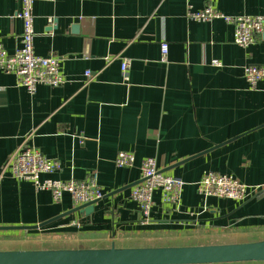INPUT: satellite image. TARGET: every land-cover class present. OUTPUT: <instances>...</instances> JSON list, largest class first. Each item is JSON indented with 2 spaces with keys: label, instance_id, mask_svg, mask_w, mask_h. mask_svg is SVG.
Instances as JSON below:
<instances>
[{
  "label": "crops",
  "instance_id": "crops-1",
  "mask_svg": "<svg viewBox=\"0 0 264 264\" xmlns=\"http://www.w3.org/2000/svg\"><path fill=\"white\" fill-rule=\"evenodd\" d=\"M205 4L206 0L34 3L35 52L58 56L67 82L58 87L39 84L32 94L14 73L0 69V170L15 150L35 146L59 160L61 168L51 177L83 181L97 172L104 196L91 212H72L69 194L55 201L50 191H37L30 180L4 171L0 226L52 221L36 229L0 230V250L264 239V194L244 201L213 196L205 201L198 193L197 182L210 170L232 174L248 185L264 183V80L250 88L245 78L247 65L264 64V33L241 46L234 42L233 24L221 18L198 22L187 17L188 5L199 10ZM213 4L227 15L264 14V0ZM20 8L21 0H0V40L8 53L20 46ZM163 41L169 44L166 62L161 60ZM215 59L220 65L213 64ZM124 60L129 62L126 78L121 71ZM120 151L135 154L133 167L115 164ZM148 157L186 182L182 212L164 204L158 190L146 220L131 198L133 186H128L141 180L139 165ZM187 210L201 214L191 216ZM74 220L80 226L72 225Z\"/></svg>",
  "mask_w": 264,
  "mask_h": 264
},
{
  "label": "built area",
  "instance_id": "built-area-1",
  "mask_svg": "<svg viewBox=\"0 0 264 264\" xmlns=\"http://www.w3.org/2000/svg\"><path fill=\"white\" fill-rule=\"evenodd\" d=\"M37 0H21V8L17 17L23 22V32L20 36V46L8 53L0 40V69L14 73L19 84L34 94L39 84L58 87L67 82V77L60 69V58L56 55L43 56L37 54L34 48L36 36L34 28V3ZM53 1V0H48ZM186 15L198 22L211 21L221 18L234 25V42L248 46L258 35L264 33V14L227 15L219 11L213 0H206L203 8L195 10L187 6ZM53 18L48 22L52 23ZM169 44L161 42V60H168ZM213 64L220 65L218 60ZM129 68L128 60L121 64V71L126 78ZM86 78L91 76L90 70L85 72ZM245 78L250 88L264 80V64H250L245 67ZM135 154L120 151L116 155L115 164L119 167H133ZM61 168L59 160L49 158L40 148L25 146L11 154L6 165L0 170L1 174L9 170L18 179L30 180L37 191H50L55 201H60L64 194H69L75 207L99 200L104 192L98 183V174L93 172L86 180H61L51 177V174ZM141 181L131 189L130 196L139 205L141 214L147 220L155 205L154 193L160 191L161 200L172 211L182 212V194L186 182L177 176L161 170L153 157L143 159L139 165ZM197 189L203 200L209 197H222L235 201H244L250 196L264 194V183L248 185L232 174L207 171L197 182ZM206 204V203H205ZM191 216H198L199 211H186ZM81 222L73 221L72 225L80 226Z\"/></svg>",
  "mask_w": 264,
  "mask_h": 264
},
{
  "label": "water",
  "instance_id": "water-1",
  "mask_svg": "<svg viewBox=\"0 0 264 264\" xmlns=\"http://www.w3.org/2000/svg\"><path fill=\"white\" fill-rule=\"evenodd\" d=\"M73 28L78 29V26ZM97 201L71 211L89 213ZM51 221L34 226H0V230L36 229ZM246 261H264V239L191 246L117 247L112 244L107 248L0 250V264H211Z\"/></svg>",
  "mask_w": 264,
  "mask_h": 264
},
{
  "label": "rangeland",
  "instance_id": "rangeland-1",
  "mask_svg": "<svg viewBox=\"0 0 264 264\" xmlns=\"http://www.w3.org/2000/svg\"><path fill=\"white\" fill-rule=\"evenodd\" d=\"M31 245H33V243L31 244ZM38 245H42V244H38ZM27 246H30V245H27ZM37 246V245H36ZM246 262H251V261H246ZM256 262H262V263H264V261H256ZM212 264V263H211Z\"/></svg>",
  "mask_w": 264,
  "mask_h": 264
}]
</instances>
